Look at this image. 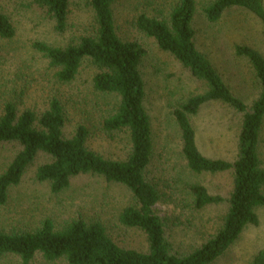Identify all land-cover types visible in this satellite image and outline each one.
I'll return each mask as SVG.
<instances>
[{
	"label": "rangeland",
	"instance_id": "rangeland-1",
	"mask_svg": "<svg viewBox=\"0 0 264 264\" xmlns=\"http://www.w3.org/2000/svg\"><path fill=\"white\" fill-rule=\"evenodd\" d=\"M68 1L66 28L57 32L54 19L34 0H0V12L10 18L15 29L12 38L0 37V115L4 106L12 103L18 113L31 110L39 116L52 99H58L65 112V137H70L83 124L88 129V149L106 159L125 160L131 147L128 133L106 132L101 128L102 120L116 106L117 99L94 90V66L85 61L71 82H59L56 78L59 68L33 48L35 42L65 47L95 32V16L89 0ZM178 1L114 0L112 12L117 35L122 40L139 42L146 50L139 69L145 85L144 107L150 119L153 152L144 176L158 191L154 211L163 222L170 252L186 255L221 227L233 175L230 171L196 174L187 167L173 111L189 97L204 92L205 85L169 53L160 50L155 40L136 25L138 16L144 14L168 21ZM195 2L192 27L196 48L211 62L232 94L250 107L259 96L260 83L249 61L238 56L235 47H252L264 57L261 20L243 8L230 7L218 21L211 23L203 13L209 0ZM189 119L195 130L196 145L204 156L231 162L236 159L242 113L223 102L211 101ZM20 148L15 142L0 145V173ZM258 155L264 168V121ZM51 160L50 156L38 154L19 183L9 189L7 202L0 205L1 230L32 231L45 219H50L55 228H62L69 221L81 218L100 222L119 246L148 250L143 231L119 222L121 211L136 205L125 186L107 182L99 175L79 174L71 178L68 188L54 194L49 183L38 181L35 175L40 164ZM196 184L204 186L211 195H220L223 201L195 207L190 188ZM255 213L258 223L246 225L228 249L210 264H251L264 246V206L255 208ZM0 264H21V260L7 254L0 257ZM30 264L68 263L64 259L46 261L38 254Z\"/></svg>",
	"mask_w": 264,
	"mask_h": 264
},
{
	"label": "trees",
	"instance_id": "trees-1",
	"mask_svg": "<svg viewBox=\"0 0 264 264\" xmlns=\"http://www.w3.org/2000/svg\"><path fill=\"white\" fill-rule=\"evenodd\" d=\"M113 1L89 0L96 22L92 35L82 36L77 43L65 47L35 42L33 48L59 68L56 73L59 82H71L85 61L94 66V90L117 99L116 106L102 120L101 128L106 132L128 133L131 146L128 157L110 160L88 149V129L83 124L78 125L70 137H65V112L58 99H52L39 116L31 110L18 113L14 104L7 103L0 115V145L15 142L21 148L0 173V205L7 202L9 189L19 183L37 155L44 154L52 160L40 164L35 175L38 181L48 182L54 194L68 188L71 178L79 174L99 175L107 182L125 186L136 205L125 207L119 222L143 231L148 250L142 252L119 246L98 221L78 218L62 228H55L50 219H45L32 231L0 229V257L18 256L21 264H30L38 254L46 261L64 259L68 264H210L228 249L246 225L258 223L255 208L264 206V168L258 155L264 121V57L252 47H235V53L249 61L260 83L259 96L248 107L232 94L211 62L195 46L192 27L195 0H179L168 21L145 14L136 20L137 27L153 38L160 50L169 53L205 85L204 92L189 97L173 111L187 167L196 174L230 171L233 175L228 209L221 227L197 249L186 255H175L165 239L163 222L154 211L159 200L158 191L144 176L153 152L150 119L144 107L145 85L139 69L146 50L139 42L122 40L117 35ZM34 2L54 19L57 32L65 30L68 0ZM230 7L251 12L261 20L264 28L262 0H209L203 13L207 21L214 23ZM9 19L0 12L1 38L9 39L15 34ZM211 101L228 104L243 114L233 162L206 157L196 145L195 130L189 118ZM190 190L197 208L223 201L220 195L209 194L202 185H193ZM251 264H264V246L254 255Z\"/></svg>",
	"mask_w": 264,
	"mask_h": 264
}]
</instances>
